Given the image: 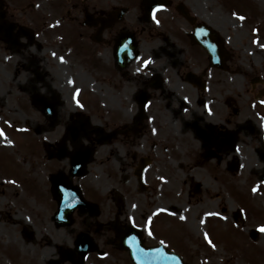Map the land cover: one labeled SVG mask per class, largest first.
Masks as SVG:
<instances>
[{"label": "flooded vegetation", "instance_id": "af4514ba", "mask_svg": "<svg viewBox=\"0 0 264 264\" xmlns=\"http://www.w3.org/2000/svg\"><path fill=\"white\" fill-rule=\"evenodd\" d=\"M43 3L32 21L0 0V264H134V234L198 264L183 238L204 170L232 178L250 144L264 184V0Z\"/></svg>", "mask_w": 264, "mask_h": 264}, {"label": "rangeland", "instance_id": "374dc122", "mask_svg": "<svg viewBox=\"0 0 264 264\" xmlns=\"http://www.w3.org/2000/svg\"><path fill=\"white\" fill-rule=\"evenodd\" d=\"M27 1L34 3V7L28 9L26 16L28 19L35 21L44 10L43 0ZM246 140L249 141L248 139ZM249 145L243 148L241 157L239 158L241 165L234 170L232 178L227 176V179H225L224 176L226 175L224 170H204V175L208 182L207 185L211 186L210 189L205 188L203 192L202 205H195V201H193L185 207L187 208L185 214L187 216L188 231L186 235L184 233L183 241H185V247L188 250V253L187 251L186 253L194 262H198V264H264V232H260L259 238L254 243L250 238V240L247 239L248 242L254 244L253 246L246 244V241L239 235L237 237L234 236L235 230H238V228L235 227L236 225L232 226V220L229 218L231 210L226 215L222 213L224 206L230 207L233 210L238 207L244 210L248 216L239 223L241 232L244 231L247 233L250 229L257 228V225L264 224V184H261L257 179V176L261 172H254L250 177H244L242 173L252 168L256 171V167H261V163L256 160L252 149H246ZM231 181L237 183L238 186L232 184ZM253 184L256 189H263L261 193L255 191L253 195ZM185 200L187 201V199ZM217 201L218 203L215 204ZM250 203L253 206L251 208L246 207ZM213 209L219 213L221 218L226 217L228 222L225 224H223L224 221L222 223L220 220L217 221V224L211 221L207 222L203 215L208 213V210ZM202 211L204 212L202 213ZM228 232H231L234 237L228 234ZM205 233H207L211 240V244L205 239ZM236 243L243 246H236ZM124 258H122V255L118 251H112L110 255L104 257L96 254L92 257L90 256L87 264H131L127 258Z\"/></svg>", "mask_w": 264, "mask_h": 264}, {"label": "water", "instance_id": "95a60500", "mask_svg": "<svg viewBox=\"0 0 264 264\" xmlns=\"http://www.w3.org/2000/svg\"><path fill=\"white\" fill-rule=\"evenodd\" d=\"M1 18V15H0ZM255 231H253L254 233ZM134 239L127 241L125 249L129 251L130 258L134 264H187L184 260L173 251L167 250L162 246L148 247L144 244L140 234L133 235ZM97 248L85 247L82 250L83 257L89 251H94ZM159 249V251H157Z\"/></svg>", "mask_w": 264, "mask_h": 264}, {"label": "snow or ice", "instance_id": "6c2138e0", "mask_svg": "<svg viewBox=\"0 0 264 264\" xmlns=\"http://www.w3.org/2000/svg\"><path fill=\"white\" fill-rule=\"evenodd\" d=\"M158 7H163V6L160 5ZM156 10L157 9H153V12H155ZM240 19H244V18L243 17H240ZM61 59H63V58H61ZM143 63L146 66L148 63H150V61L149 60H145ZM137 71H140V69L138 68ZM70 83H72V82L70 81ZM185 99H187V98H185ZM261 103L264 104V101H261ZM0 135H3L2 130H0ZM9 143H11V141H9ZM256 190L257 189L254 187L253 188V191H256ZM159 211H164V210L158 209L157 212H159ZM155 214L156 213H153V215H155ZM173 214H175V213H173ZM205 215H219V213H205ZM180 218L181 219H184L183 216H181ZM225 219H226V217H225ZM151 220H152V217L151 216L150 217H147V226H148V235L149 236H152L153 235V233L151 231V228H150ZM129 221L133 223V226L134 227L136 226L135 225V222H134V219L132 217H129ZM201 222L203 223V221H201ZM257 230L260 231V232H264V224L257 225ZM132 239H134V237H132ZM205 239L208 240V242L211 244V240L209 239L207 233H205ZM161 243H163V241H161ZM157 251H159V249H157Z\"/></svg>", "mask_w": 264, "mask_h": 264}, {"label": "bare ground", "instance_id": "6f19581e", "mask_svg": "<svg viewBox=\"0 0 264 264\" xmlns=\"http://www.w3.org/2000/svg\"><path fill=\"white\" fill-rule=\"evenodd\" d=\"M262 170H263V169H261V168L257 169L256 171L253 170V169H249V170H245V171H243L242 173H243V176H244V177H250L254 172L259 173V172H262ZM242 173H241V174H242ZM252 186L254 187V184H253ZM256 194H257V193H256Z\"/></svg>", "mask_w": 264, "mask_h": 264}]
</instances>
